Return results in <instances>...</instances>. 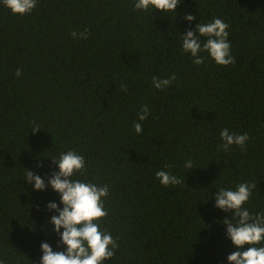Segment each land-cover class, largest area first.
Masks as SVG:
<instances>
[{"label": "trees", "instance_id": "1", "mask_svg": "<svg viewBox=\"0 0 264 264\" xmlns=\"http://www.w3.org/2000/svg\"><path fill=\"white\" fill-rule=\"evenodd\" d=\"M134 2L37 0L20 16L0 0L5 264H38L42 242L63 250L49 220L57 213L46 207H62L59 194L24 179L27 169L47 184L58 171L50 159L68 150L82 155L87 169L73 179L109 186L108 216L99 223L119 247L104 264H228L236 248L223 220L231 213L214 206L217 190L257 184L244 207L264 212V0H181L166 14L134 10ZM214 18L229 25L234 65H217L207 53L195 65L181 50L186 30ZM85 30L87 39L70 35ZM171 74L170 86L153 87V76ZM143 105L149 114L139 121ZM35 125L41 129L33 132ZM224 128L247 133L246 150L219 148ZM158 170L185 184L161 185Z\"/></svg>", "mask_w": 264, "mask_h": 264}, {"label": "clouds", "instance_id": "2", "mask_svg": "<svg viewBox=\"0 0 264 264\" xmlns=\"http://www.w3.org/2000/svg\"><path fill=\"white\" fill-rule=\"evenodd\" d=\"M181 0H135L134 10L162 11L175 13V9ZM3 5L14 15H27L37 6V0H2ZM183 19L192 21L196 19L192 14H185ZM229 25L220 18H214L209 23H197L195 29L186 30L181 35V50L193 58L195 65L205 62L201 53H207L217 65L229 66L235 64V58L231 54V42L227 39ZM70 35L76 39H87V30L84 32H71ZM201 37L206 38L202 41ZM21 70L17 69L16 76H20ZM176 80L175 74L166 79L152 77V84L158 90L171 85ZM122 91L127 87L121 85ZM149 114L147 105L141 107L137 113L138 120L144 121ZM134 131L141 133L143 128L139 122H134ZM39 125L32 128L33 132L40 130ZM222 143L218 146L223 151H229L230 146L236 145L241 150H246V141L249 140L247 133H230L227 128L220 131ZM56 165L58 171L52 172L47 180L34 174L32 171L25 172V181L32 185L34 190L43 191L50 186L59 194L58 207L56 202H49L46 207L54 210L57 214L52 215L49 220L52 231L59 236L57 247L63 245V250L53 251L47 242L40 244L42 255L38 264H104V261L115 256L119 245L110 232L101 230L99 221L108 216L105 208L104 198L109 196L107 184L98 186L92 182H84L73 179L77 174H86L85 159L75 150L60 153L58 157L50 159ZM185 168H193L191 159L185 162ZM170 167L168 165L165 166ZM160 184L175 186L185 180L164 170L155 173ZM257 184L243 182L236 185L235 190L219 188L214 196V206L222 211L231 213V217L223 220L227 225L226 236L231 240L236 250L227 256L228 264H264V212L251 213L244 207L252 195V190ZM235 221V222H233ZM62 229V231H61ZM247 248L245 249V246ZM0 264H5L0 260Z\"/></svg>", "mask_w": 264, "mask_h": 264}]
</instances>
